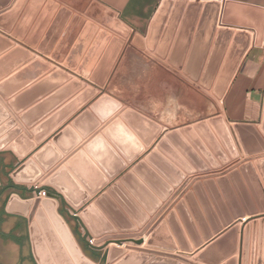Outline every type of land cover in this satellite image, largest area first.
<instances>
[{"label": "water", "instance_id": "obj_1", "mask_svg": "<svg viewBox=\"0 0 264 264\" xmlns=\"http://www.w3.org/2000/svg\"><path fill=\"white\" fill-rule=\"evenodd\" d=\"M8 2L9 0H0V30L9 33L28 46L37 47L42 54L50 53V46H44L45 38L40 44L38 43L42 26L39 30L29 34H26L24 28L18 25L12 28L14 17L8 19L7 17L12 11L16 16L23 1L15 0L10 6H7ZM51 4L53 7L57 5L48 0L47 6ZM88 15L121 37L129 34V28L117 20L115 14L109 10L98 9L89 12ZM88 26L92 30L96 29V26L92 24ZM98 35H104L106 38L110 36L109 32L104 30H100ZM121 45V38H112L107 48L110 54L105 63L106 68L102 70L103 75H93L88 80L97 85L104 84ZM1 49L9 50L0 55V67L13 54L19 53L24 59L23 62H17L14 66L0 72V123L6 118L5 110L7 109L19 124V127H15L11 133L0 138V151L11 150L18 158L23 159L19 163L9 151L0 152V205L6 200L4 204L6 213L3 212L0 218V232L3 237H0V262L3 264L20 262L19 255L23 258L21 264H98L83 252L64 218L56 209L54 192L61 195V200L74 208H79V216L86 225V235L80 237L79 240L91 249H104L102 264H141L146 261L145 264H176V260L185 264H199L178 254L134 246L107 245L109 241L119 245L121 244L119 238L139 235L147 237L145 247L169 251L180 248L184 251H191L193 245H200L203 238L205 240L210 238L212 233L218 232L222 225H228L233 219L264 212V160L242 164L238 170H226L229 171L227 176L217 177L215 180L206 179L202 183H194L196 178L185 179L179 170V168L191 169L179 152L183 153L185 158L198 166L200 170L205 169L191 147L196 149L213 168L218 167L217 162L205 146L213 150L219 162L223 164L227 162V158L213 137L211 128L232 158L238 155L235 144L245 155L263 152L264 107L261 123L257 128L252 124L241 122H233L227 127L222 116L215 115L208 117L207 121L195 122L192 127L181 126L178 129H171L166 132L164 138L157 142L156 149L146 154L144 159L137 161L130 171L122 174L118 181L111 183L105 191L99 193L92 203L83 206L87 200V192L82 184L91 192L97 191L105 181V176H115L124 166L125 160L132 161L140 153L143 145L152 143L160 132L161 125L134 109L122 107L121 102L114 97L101 93L89 104L88 108L83 109L71 121L70 125L62 128L55 137L52 136L49 141L32 153L31 157H25L34 147L33 142H30L27 137L32 135L37 138L39 135L43 138L54 130L53 123L46 134L45 132L38 134L43 123L35 124L36 119L30 113L34 107L27 108L51 89L52 85L48 88L43 87L46 80L57 74L63 82L67 81L65 86L83 87L84 83L76 78H70L64 70L54 68L41 57L33 58V54L26 47L14 45L13 41L0 33ZM34 65H39L43 71L50 72L23 92L17 93L12 90L11 84L22 81V75ZM63 65L73 69L75 61L65 59ZM77 71L82 72L80 68ZM33 79L35 78L29 81ZM85 87L84 92H88L90 96L97 93L93 87ZM46 98L48 97L40 102H45ZM86 98L76 99L78 104L72 110L64 111L57 125H60L73 110L81 107ZM40 102L38 101L36 105ZM63 108H67L66 104L59 111L62 112ZM92 111L101 119H109L110 115L115 112L113 117L117 114L119 117L110 118L107 121L109 124L101 134L92 136L86 144L84 142V150L77 151L69 158L65 162L66 166H61L52 174L50 173L54 169L47 170L49 172L43 176L42 171L48 169L50 162L44 158L42 160V154L46 150L54 151V142L61 134L69 132L75 137L74 143L77 142L78 138L73 134V128L84 134V131L77 127L76 122L83 116L89 115L93 118ZM49 118L51 116L45 120ZM13 126L12 121L0 126V134L6 127ZM20 129L23 133L17 140L9 143L10 137ZM182 136L189 140L190 146ZM200 139L204 140L205 146ZM18 140H23L27 144L26 148H20ZM85 153H88L90 157ZM80 157L85 166L90 167L100 176L101 183L97 186L91 187L90 183L79 173V169L72 164L73 160ZM17 163L19 164L13 168ZM224 172L202 177L222 175ZM190 186L192 190L188 191ZM43 187H52L54 192L49 190L47 196L39 197L38 191ZM52 193H54V198ZM181 197H183L182 200ZM173 206L174 209H171ZM163 217L165 221H161ZM18 224L21 228L14 229ZM11 230L13 234L23 239L22 244L7 235ZM117 230L119 233H116ZM238 232V225L230 226L197 252L193 258L207 264L219 263L235 251ZM87 238L92 239L93 245L89 244ZM104 241L103 246H97ZM133 241L139 244L142 239ZM126 248L134 251L126 253ZM152 253L158 256L152 258L150 255ZM222 264H236V260L230 257Z\"/></svg>", "mask_w": 264, "mask_h": 264}, {"label": "crops", "instance_id": "obj_2", "mask_svg": "<svg viewBox=\"0 0 264 264\" xmlns=\"http://www.w3.org/2000/svg\"><path fill=\"white\" fill-rule=\"evenodd\" d=\"M14 1L9 0L7 6H10ZM22 1L21 9L17 15L15 16L12 11L7 19L13 16L12 28L17 25L23 27L26 34L35 32L42 26L38 43L40 44L45 38L44 46H50V53L42 54L37 50V47L28 46L2 30L0 33L13 41L14 45L26 47L33 54V58L41 57L52 64L54 68L64 70L70 78H76L84 83L83 87L65 86L67 81L63 82L57 74L46 80L43 87L48 88L51 85L52 87L38 101L40 102L45 97L48 98L45 102H40L37 105L38 101H36L27 108L34 107L30 113L36 119L35 124L43 123L38 134L44 132L46 134L53 123L54 130L43 138H40L39 135L37 138L32 135L27 137L30 142H33L34 147L25 157H31L32 153L49 141L52 136L55 137L62 128L70 125L71 121L83 109L88 108L89 104L101 93L114 97L121 102L122 107L143 113L162 127L151 144L143 145L140 153L132 161H124V166L115 176H105V181L97 191L91 192L82 184L87 192V200L83 206L92 203L99 193L105 191L111 183L118 181L122 174L130 171L132 166L137 161L143 160L146 154L156 149L157 142L164 138L166 132L171 129L192 126L197 121H207L208 117L215 115H221L227 127L233 122H241L252 124L257 128L261 123L264 107V0H50L57 4L56 7H53L52 4L47 6L48 0ZM61 9H65L67 12ZM98 9L113 12L116 19L129 28L128 36L117 35L88 15L89 12ZM89 24L96 26V29L92 30L88 26ZM100 30L109 32L110 36L108 38L104 35L99 36ZM114 37L122 39L119 53L104 84H94L88 78L93 75H103L102 70L106 68L105 63L110 54L107 48ZM8 50L1 49L0 55ZM65 59L75 61V67L73 69L66 68L63 65ZM23 60L19 53L9 56L0 67V72L14 66L17 62H23ZM78 68L82 72L78 73ZM49 72L43 71L39 65H34L22 75V81L25 83L17 81L11 84V89L17 93L23 92ZM32 78L35 79L29 81ZM24 84L26 85L20 88ZM85 86L93 87L97 93L90 96L88 92H84ZM78 98H86L84 99L85 103L73 110L60 125H57L64 111L72 110L78 104L76 102ZM5 102H7L6 99ZM65 104L67 108H63L60 112L59 110ZM171 109H178L180 118L167 120L166 116ZM151 110H161L163 119H158L156 113L152 114ZM5 113L6 118L1 121L0 126L10 121L14 126L6 127L1 132L0 138L11 133L15 127H19L18 121L14 119L12 113L7 109ZM115 113H112L109 119ZM92 114L93 118L89 115L83 116L76 122L77 127L84 131V134H81L73 128V134L78 138L77 142L74 143L75 137L69 132L61 134L54 142V151L46 150L42 154V160L44 158L50 162L48 169L42 171L43 176L52 169L54 170L50 174L61 166H66L65 162L69 158L77 151L84 150V144L88 143L92 136L101 134L109 124V122L107 123L109 119H101L93 111ZM49 116L51 118L45 120ZM118 117L117 114L113 119ZM211 132L223 155L227 158V162L225 164L219 162L213 150L205 146L204 140L201 139L218 167H211L193 147H191L193 152L205 166L204 170H200L198 166L185 158L183 153L179 152L186 165L191 168L187 170L179 168V170L185 178H196L194 183H202L206 179L215 180L217 177L227 176L229 171L226 170H238L242 164H252L255 160H264V151L245 155L237 144L235 146L238 155L232 158L225 147L220 144V140L212 128ZM22 133L23 130L20 129L10 137L8 142L17 140ZM182 138L189 146L191 145L187 138L183 136ZM39 141L41 142L39 143ZM18 142L20 148H26L27 144L23 140H18ZM5 151H9L19 163L22 162L23 159L18 158L11 150H1L0 152ZM85 154L90 157L88 153ZM72 164L79 169V173L90 183L91 187L101 183L100 176L93 169L85 166L81 157L73 160ZM222 172H224L222 175L202 177ZM43 188L54 192L52 187ZM191 190L190 186L188 191ZM54 193L56 194L55 201L62 199L61 195L57 192ZM182 199L183 197H181ZM64 202L71 206L61 200V203ZM171 209H174V206ZM148 218L150 219L151 215ZM161 221H165V217ZM260 221L264 223V212L237 217L228 225H222V228L218 232L212 233L210 238L206 240L203 238L200 245H193L191 251H184L180 248L169 251L145 247L147 237L139 235L119 238L118 240L121 241L119 245L109 241L107 246L114 244L118 247L146 248L152 251L178 254L199 264H207L194 259V255L230 226L238 225L237 247L227 258L234 257L236 264H264V229L251 230L250 233L246 230L249 227L256 228ZM26 225L28 234L27 222ZM247 232L249 238L255 241L245 246ZM116 233L119 231L117 230ZM139 239H142L139 244L133 241ZM104 244L105 241L97 246ZM84 248V253L92 260L98 264L103 263V248L95 250L87 245ZM132 251L134 250L130 248L125 249L126 253ZM150 255L152 258L158 256L154 253ZM227 258L217 264H222ZM175 263L185 264L179 260H176Z\"/></svg>", "mask_w": 264, "mask_h": 264}, {"label": "rangeland", "instance_id": "obj_3", "mask_svg": "<svg viewBox=\"0 0 264 264\" xmlns=\"http://www.w3.org/2000/svg\"><path fill=\"white\" fill-rule=\"evenodd\" d=\"M179 110L177 109H171V111H170V113H166L167 114V116H166V119L167 120H174V119H177V118H180V116H179V112H178ZM141 113V112H140ZM151 113L153 114V113H156V117L158 118V119H163V114H162V111L161 110H151ZM143 114V113H142ZM144 115V114H143ZM182 117V116H181ZM193 126V125H192ZM191 126V127H192ZM181 127V126H180ZM185 178V177H184ZM185 179H187V178H185ZM65 203V202H64ZM68 209H70V211L71 212H73V213H77V216H78V219H79V221H80V223L82 224V225H85L84 224V222L82 221V219L80 218V216H79V208H74V207H72V206H69V207H67ZM56 209L58 210V212L62 215V217L64 218V220H65V222H66V224H67V226H68V228L71 230V232H72V234H73V236H74V238L76 239V241H77V243H78V245H80V247L82 248V250H83V248L85 247V245L83 244V243H81L80 242V240H79V238H80V236H79V230H78V222L76 221H74L71 217H70V215H69V218H68V216H67V213H66V209L64 208V205L61 203V204H57L56 205ZM66 215H65V214ZM258 222V221H257ZM264 223H263V221H260V224H258V226L256 227V228H254V229H251L250 227L249 228H247L246 230H248V232L250 233V231L251 230H254V231H256V230H259V229H264ZM86 226V225H85ZM255 226V225H254ZM246 233V237H245V246H248V245H250V243L251 242H253V241H255V240H253V239H250L249 238V233ZM85 249V248H84ZM83 252H84V250H83Z\"/></svg>", "mask_w": 264, "mask_h": 264}, {"label": "built area", "instance_id": "obj_4", "mask_svg": "<svg viewBox=\"0 0 264 264\" xmlns=\"http://www.w3.org/2000/svg\"><path fill=\"white\" fill-rule=\"evenodd\" d=\"M48 193H49V190L48 189H45V188H41V189H39V191H38V196L39 197H45V196H47L48 195ZM53 194V198H54V193H52ZM56 197V196H55ZM56 202H57V204H59V203H61V200H56ZM63 205H64V208L66 209L65 211H66V213H67V216H68V218H69V215H70V217L76 222H78V230H79V236L80 237H82V236H85L86 235V227H85V225H82L81 223H80V221H79V219H78V216H77V213H73V212H71L70 211V209H68L67 207H69L66 203H62ZM65 214V213H64ZM66 215V214H65ZM87 240H88V242H89V244L91 245H93V242H92V239L91 238H87Z\"/></svg>", "mask_w": 264, "mask_h": 264}, {"label": "flooded vegetation", "instance_id": "obj_5", "mask_svg": "<svg viewBox=\"0 0 264 264\" xmlns=\"http://www.w3.org/2000/svg\"><path fill=\"white\" fill-rule=\"evenodd\" d=\"M5 202H6V200H4L3 201V203H1V205H0V218H1V216H2V214H3V212L4 213H6L5 211H4V204H5ZM3 210V211H2ZM21 225H16L15 226V228L14 229H19V228H21L20 227ZM7 235L10 237V238H13V239H15L16 241H19L20 242V244H22V242H23V239H21L18 235H15V234H13L12 233V230L9 232V233H7ZM0 237H2V233L0 232ZM3 238V237H2ZM30 254H32V252L30 253ZM33 258V257H32ZM23 258H21V256L19 255V261L20 262H18V263H16V264H21V260H22ZM35 262V261H34ZM0 264H3L2 262H0ZM36 264V263H35Z\"/></svg>", "mask_w": 264, "mask_h": 264}]
</instances>
